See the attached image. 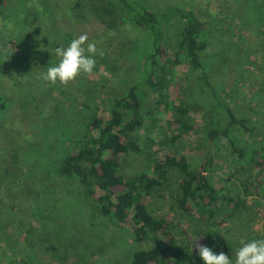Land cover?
I'll return each mask as SVG.
<instances>
[{
	"label": "trees",
	"instance_id": "obj_1",
	"mask_svg": "<svg viewBox=\"0 0 264 264\" xmlns=\"http://www.w3.org/2000/svg\"><path fill=\"white\" fill-rule=\"evenodd\" d=\"M5 1L0 0V9ZM182 1L101 0L105 9L117 14L120 22L131 24L145 34L150 51L142 59L140 78L114 91L105 110L107 115L97 108L85 115L82 112L81 132L69 138L70 148L57 172L66 181H63L66 187L67 182L81 186L83 192L81 197L78 196L79 203L89 209L92 227L97 221L127 227L136 246L150 244L147 248L137 247L125 264H204L196 247L189 246L190 243L183 250L178 249L171 221L166 217L157 218L148 208L147 198L164 188L171 171L179 175L174 196L178 211L185 216H197L204 228L203 239L198 244L211 247L210 242L215 241L217 248L234 262L242 240L261 239L250 233L256 219L247 214L250 210L263 208L259 202L250 203L248 200L252 195L264 199V140H257L261 135L259 120L232 109L220 97L216 80L228 73L236 74V68L242 71L243 78L245 75L251 78V72L243 66L250 64L251 55L254 57L264 46V0L259 6L253 4L256 0H240L244 5L242 15L248 20H245L246 24L236 39L218 51L217 57H224L223 61L210 64L203 59V54L210 30L215 27L214 14L202 8L210 4L208 0H203L205 4L201 0ZM80 4L81 0H75L73 10L79 9ZM221 7L224 8L220 9L222 18L234 16L228 2ZM252 20L254 24L251 25ZM170 26L175 28L177 38L173 49L168 44L167 29ZM98 51L96 66L100 61H97ZM181 65L186 69L184 85L174 82V71ZM83 78L78 76L76 81L64 87L79 93V97L76 95L78 98L74 99L76 107L89 109L83 92L77 86ZM141 90L157 93L161 103L167 99L178 102L173 107L175 121L172 123L180 133L199 131L198 126L188 122L187 115L199 108L193 99L195 96L203 101L205 144L208 148L221 141L227 145L238 171L244 174L240 183L241 194L218 189L213 184L210 173L215 166L214 156L204 148V144L200 148L202 160L197 167L191 166L180 153L167 155L162 161L152 159L148 154L151 170L147 167L139 171H124L127 157H141L145 147L150 148L153 144L152 139L139 135L149 115L143 110ZM183 98L187 99V104ZM190 99L193 102H189ZM5 110L6 103L0 98V114ZM235 131L247 137V141H238L234 137ZM20 163L14 168L0 163L1 262L9 261L13 252L23 250L26 245L40 251L37 244L43 237H48L54 229L65 231L67 221H70L67 201L55 196L56 182L30 166L20 171L23 173L20 177L16 174ZM23 179L26 182L21 183L23 190L20 195L23 198L19 203L15 196L19 194L14 195V191ZM25 200L31 203L29 219L19 209ZM246 214L248 219L244 222ZM236 222L247 223L248 229L238 228L237 235L229 232L228 237L216 234L219 229L231 228Z\"/></svg>",
	"mask_w": 264,
	"mask_h": 264
},
{
	"label": "rangeland",
	"instance_id": "obj_2",
	"mask_svg": "<svg viewBox=\"0 0 264 264\" xmlns=\"http://www.w3.org/2000/svg\"><path fill=\"white\" fill-rule=\"evenodd\" d=\"M74 1L6 0L0 9V98L6 103V110L0 114V163L14 168L21 162L19 172L16 171L19 176L23 174L20 171L29 166L49 175L57 185L55 196L67 201L70 216L65 231L54 229L48 237H43L37 244L40 251L36 252L26 245L23 250L13 252L9 261L0 260V264H125L137 247L147 248L150 245L136 246L127 227L102 221L95 222L99 225L92 227L89 209L79 203L83 192L81 186L67 182L66 187V183H63L66 181L57 174L70 148L69 138L81 132L82 112L85 115L97 108L107 115L108 111L105 110L114 91L140 78L142 59L150 51L145 34L131 24L120 22L117 14L105 9L101 0H81L80 8L76 11L73 10ZM260 1L256 0L253 4L259 6ZM208 2L210 5L207 8L203 5L202 8L214 14L215 27L210 30L203 59L210 64L223 61L224 57H217L218 51L236 39L248 19L242 15L244 5L240 0ZM226 2L237 15L222 18L220 9H224L221 6ZM250 24H254L253 20ZM174 30L172 26L167 29L168 44L172 49L177 45ZM85 33L90 42L96 43L98 53H104L102 56L98 54L97 61H100L95 71L89 76L81 74L85 78L77 84L89 109L76 107L74 99L79 97V93L59 83L51 85L41 78L48 67L59 63L55 49L59 46L66 48L73 39ZM251 59L250 64L243 66L251 72L250 79L247 75L244 79L242 71L236 68V74L228 73L218 78L216 85L220 97L232 109L259 120L257 124L261 135L257 140H264V46L254 57L251 55ZM185 78V66L176 67L175 84L184 85ZM139 95L143 110L149 113L145 128L139 135L152 139L153 144H150V148L145 147L143 156L127 157L124 171H139L147 167L151 170L149 155L162 161L165 156L176 153L183 154L191 166L197 167L202 160L200 148L204 144V148L214 156L215 166L210 173L213 184L218 189L241 194L244 174L238 171L227 145L224 141L213 148L205 144L204 103L199 97L193 98L199 106L198 110H192L187 115L188 122L198 126L199 131L187 134L175 130L172 123L175 121L173 107L178 104L176 100L167 99L161 103L158 94L148 90H141ZM189 102L193 101L190 99ZM234 137L238 141H247V137L239 131L234 132ZM168 179L163 189L147 198L148 208L157 218L166 217L171 221L177 248L183 250L189 243V246H195V241L198 243L203 239L204 228L197 216H185L176 207L174 196L178 173L171 171ZM25 182L23 179L14 191V195L19 194L15 195L18 202L23 198L20 195L23 190L21 183ZM248 200L263 205L260 211L250 210L247 214L256 219L250 233L264 239V199L252 195ZM30 205L25 200L22 208H19L26 219L32 212L28 208ZM247 214L244 222L248 219ZM244 222H236L231 228H221L216 234L228 237L231 232L237 235L238 228L244 231L248 229V224ZM214 242H210L209 248L219 254L221 251Z\"/></svg>",
	"mask_w": 264,
	"mask_h": 264
},
{
	"label": "clouds",
	"instance_id": "obj_3",
	"mask_svg": "<svg viewBox=\"0 0 264 264\" xmlns=\"http://www.w3.org/2000/svg\"><path fill=\"white\" fill-rule=\"evenodd\" d=\"M85 44L87 45L85 47ZM59 63L47 68L41 78L51 85L67 86L81 74H91L96 66L97 48L95 42H88L87 33L73 39L70 44L55 49ZM104 54L102 51L99 53ZM197 253L204 264H264V239L241 241V247L235 254V261L225 253L215 254L211 248L195 241Z\"/></svg>",
	"mask_w": 264,
	"mask_h": 264
}]
</instances>
